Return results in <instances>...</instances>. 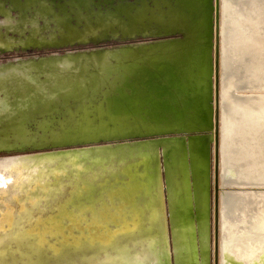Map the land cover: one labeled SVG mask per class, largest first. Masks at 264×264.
Returning a JSON list of instances; mask_svg holds the SVG:
<instances>
[{
    "label": "bare ground",
    "instance_id": "obj_1",
    "mask_svg": "<svg viewBox=\"0 0 264 264\" xmlns=\"http://www.w3.org/2000/svg\"><path fill=\"white\" fill-rule=\"evenodd\" d=\"M64 1L80 29L42 0H10L17 19L3 20L27 28L22 44L44 40L38 18L49 42L107 27L183 38L0 66V148L59 149L0 159V264H210L215 1L93 17ZM218 37L219 170L236 188L220 202L217 264H264V0H220Z\"/></svg>",
    "mask_w": 264,
    "mask_h": 264
},
{
    "label": "rangeland",
    "instance_id": "obj_2",
    "mask_svg": "<svg viewBox=\"0 0 264 264\" xmlns=\"http://www.w3.org/2000/svg\"><path fill=\"white\" fill-rule=\"evenodd\" d=\"M46 7H49L54 12H57L59 7L64 6V11L67 14V21L70 26L78 27L80 29L82 23H75V17L72 15V5L64 0H42ZM87 3V8L90 15L99 16L106 13H111L114 8L119 4L134 3L135 0H83ZM215 1V14L213 17L214 23V48L212 51L213 59V75L216 76V83L213 81V113L215 119V125L213 127L214 134L213 140L210 144L211 150V261L210 264H217L218 261V215L220 202L223 199V194L236 188L234 185H228L223 182L221 178V172L219 170L218 161V145H219V117H220V63L218 58V46H219V30H220V0ZM91 3V4H90ZM0 4L3 8H7L9 11V19L15 21L16 7H9L10 0H0ZM55 4V5H54ZM74 6V5H73ZM9 7V8H8ZM57 7V8H56ZM36 8V7H35ZM38 8V7H37ZM27 15L28 12H27ZM41 17L42 14H37ZM4 15L0 11V38H8L10 41L0 43V66L15 65L18 62H31L40 60L43 58H51L54 56L66 57L68 55H75L85 52H104L109 50H120L123 48H136L140 46H153L159 43H167L171 40L182 39V35L178 33H156L149 29L144 30L143 28L136 29L134 31H125L115 27H107L100 32H96L94 35L88 34L85 39H74L70 41H63L59 37H55L51 42L45 36L50 35L52 22H48V25L44 27L43 21L38 18L37 23L42 28L41 35L44 36V40L34 39L28 44H22L17 39L20 36L27 33V28L22 30V33H18L10 27L4 20ZM11 23V22H10ZM26 32V33H25ZM215 80V79H213ZM103 142V143H102ZM88 143V142H87ZM133 143V142H129ZM77 144H81L80 142ZM106 141H101L99 144H95L96 147L108 146ZM63 146V145H60ZM57 146V147H60ZM65 146V145H64ZM91 146H68L64 147V150L83 149ZM59 150L56 146L43 145L33 146L31 144H22L14 147L0 148V159L12 158L20 155H32L35 153H50ZM215 166V167H214ZM7 178H1L0 180L5 181ZM215 205V206H214ZM215 207V209H214Z\"/></svg>",
    "mask_w": 264,
    "mask_h": 264
},
{
    "label": "water",
    "instance_id": "obj_3",
    "mask_svg": "<svg viewBox=\"0 0 264 264\" xmlns=\"http://www.w3.org/2000/svg\"><path fill=\"white\" fill-rule=\"evenodd\" d=\"M111 62H112V60H111ZM215 80V83H216V76H215V78H214ZM146 140H148V139H139V140H134L133 142H136V141H146ZM132 142V141H131ZM123 143H127V142H116V143H113V145H119V144H123ZM105 145H109V144H105ZM92 147V146H91ZM94 147V146H93ZM87 148V147H86ZM161 157V156H160ZM161 164H162V157H161ZM215 167V166H214ZM215 206V205H214ZM214 209H215V207H214ZM167 212V211H166ZM167 215V214H166Z\"/></svg>",
    "mask_w": 264,
    "mask_h": 264
},
{
    "label": "flooded vegetation",
    "instance_id": "obj_4",
    "mask_svg": "<svg viewBox=\"0 0 264 264\" xmlns=\"http://www.w3.org/2000/svg\"><path fill=\"white\" fill-rule=\"evenodd\" d=\"M156 1H158V0H151V3H153V2H156ZM168 1V0H167ZM9 6V5H8ZM10 7V6H9ZM8 7V8H9ZM4 9H7V8H4ZM1 12H3V11H1ZM5 14V17L3 18L4 20H10L9 19V16H8V14L6 13V12H4ZM160 137H166V138H168V135H164V136H160ZM154 138H156V137H154Z\"/></svg>",
    "mask_w": 264,
    "mask_h": 264
}]
</instances>
